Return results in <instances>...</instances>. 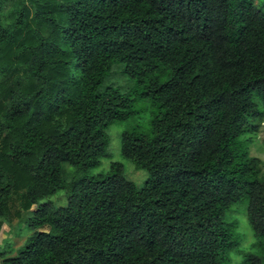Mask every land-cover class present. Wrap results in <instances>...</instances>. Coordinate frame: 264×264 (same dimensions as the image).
I'll list each match as a JSON object with an SVG mask.
<instances>
[{"label": "trees", "instance_id": "16d2710c", "mask_svg": "<svg viewBox=\"0 0 264 264\" xmlns=\"http://www.w3.org/2000/svg\"><path fill=\"white\" fill-rule=\"evenodd\" d=\"M6 1L0 218L18 181L33 231L0 264H227L226 214L241 200L256 238L241 264H264V174L249 154L264 119V0ZM112 65L131 90L101 87ZM134 95L154 110L145 132H121L119 153L145 179L118 162L87 175ZM58 190L64 205L41 202Z\"/></svg>", "mask_w": 264, "mask_h": 264}, {"label": "rangeland", "instance_id": "374dc122", "mask_svg": "<svg viewBox=\"0 0 264 264\" xmlns=\"http://www.w3.org/2000/svg\"><path fill=\"white\" fill-rule=\"evenodd\" d=\"M12 0L6 1L2 5V10L9 9ZM8 19V18H5ZM121 65H112L105 75L101 87L111 85L117 87L120 91H128L133 88L134 80L120 73ZM15 72L0 74V111L6 103V87L14 79ZM11 87V86H9ZM133 109L135 113L124 121L114 122L106 128L107 152L108 157L102 158L97 167L85 171L87 175L103 174L108 170L111 162H118L122 165L125 177L137 185H140L146 177V172L142 169H135L133 164L123 158L119 153L120 134L131 127H137L142 131L148 128V121L152 116L154 107L150 106V101L138 96H133ZM256 127L252 142L249 144V154L257 157L261 161V169L264 174V119ZM65 176L68 177L72 172V167L64 164ZM15 181V180H14ZM25 189L20 182L14 183V189L7 202V216L0 218V261L2 258L15 254L16 249L23 243L24 239L33 231L25 224V219L30 216V212L21 211L23 204V194ZM65 190H58L41 202H48L57 207L65 203ZM34 206L30 207V211ZM226 222L231 233L235 246L227 253V264H241L244 256L249 253H255L254 243L256 238L253 236L251 227L246 216V201L241 200L233 205L226 214ZM35 230H40L39 228Z\"/></svg>", "mask_w": 264, "mask_h": 264}]
</instances>
